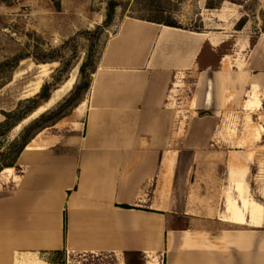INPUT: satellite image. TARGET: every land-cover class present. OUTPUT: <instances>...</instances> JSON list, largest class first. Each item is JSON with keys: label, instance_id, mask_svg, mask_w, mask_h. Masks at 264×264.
<instances>
[{"label": "crops", "instance_id": "0c3cea01", "mask_svg": "<svg viewBox=\"0 0 264 264\" xmlns=\"http://www.w3.org/2000/svg\"><path fill=\"white\" fill-rule=\"evenodd\" d=\"M229 40L123 19L0 171V264H264V33Z\"/></svg>", "mask_w": 264, "mask_h": 264}, {"label": "rangeland", "instance_id": "374dc122", "mask_svg": "<svg viewBox=\"0 0 264 264\" xmlns=\"http://www.w3.org/2000/svg\"><path fill=\"white\" fill-rule=\"evenodd\" d=\"M109 1L61 0L57 9L52 0H0V120H5L4 112L24 108L25 100L45 85H51V93L77 67L72 90L46 113L57 110L86 82L83 63L92 76L106 40L126 17L172 22L214 36L227 34L230 40L222 51L231 49L236 35L256 39L264 33V0H117L114 19L105 25ZM182 88L188 90L185 84ZM87 94L83 90L61 113H80ZM43 111L41 107L31 112L18 130L6 132L0 125L3 164L14 156L11 142Z\"/></svg>", "mask_w": 264, "mask_h": 264}, {"label": "trees", "instance_id": "16d2710c", "mask_svg": "<svg viewBox=\"0 0 264 264\" xmlns=\"http://www.w3.org/2000/svg\"><path fill=\"white\" fill-rule=\"evenodd\" d=\"M55 7L57 9H60L61 7V0H52ZM119 5L117 0H110L108 4V12H107V18L105 20V25L110 24L115 16V11L117 6ZM153 22H158L170 26H176L172 22H166V21H161L157 19H145ZM87 63H83L81 66V72L86 75V82L83 84H80L75 93L72 94L57 110L51 112V113H46L47 111L41 112L39 115V118L36 117L33 119L32 123L27 125L23 131L20 133L19 136H17L10 144V148H14V156L8 164H3V151L0 152V171L4 167H9L13 166L15 164V161L17 160L19 154L22 152V150L27 146V144L30 142V140L35 136L36 133H38L40 130H43L44 128L51 126L55 124L59 119L65 117L66 115H69L70 113L62 114V110L71 102L75 101L77 99L83 90H89L90 85H91V76H87V70H86ZM95 70V69H94ZM93 70V72H94ZM92 72V73H93ZM50 90H51V85H45L42 89V91L37 94L34 98H28L25 100V106L24 108H20L17 111H11V112H4L5 114V120L0 124L3 125L5 128L6 132H9L12 130L16 125L22 123V121L29 116L31 112L34 110H39L41 107H43L44 103L48 100L50 97ZM52 92V91H51ZM76 108V107H75ZM16 119V120H14ZM52 122L51 125H47L48 123Z\"/></svg>", "mask_w": 264, "mask_h": 264}, {"label": "bare ground", "instance_id": "6f19581e", "mask_svg": "<svg viewBox=\"0 0 264 264\" xmlns=\"http://www.w3.org/2000/svg\"><path fill=\"white\" fill-rule=\"evenodd\" d=\"M76 70H77V67L74 68V71L71 72V75H69L62 84H60L58 87H56L51 92L50 97L48 98V100L43 105V108L45 111L51 109L56 104H58L72 90L73 85H74L75 80H76ZM37 117H39V116H37ZM22 124L23 123L16 125L14 129H16V130L20 129ZM26 124H28V123H26Z\"/></svg>", "mask_w": 264, "mask_h": 264}, {"label": "water", "instance_id": "95a60500", "mask_svg": "<svg viewBox=\"0 0 264 264\" xmlns=\"http://www.w3.org/2000/svg\"><path fill=\"white\" fill-rule=\"evenodd\" d=\"M49 84V83H48Z\"/></svg>", "mask_w": 264, "mask_h": 264}]
</instances>
